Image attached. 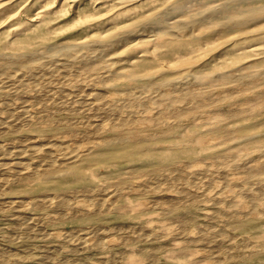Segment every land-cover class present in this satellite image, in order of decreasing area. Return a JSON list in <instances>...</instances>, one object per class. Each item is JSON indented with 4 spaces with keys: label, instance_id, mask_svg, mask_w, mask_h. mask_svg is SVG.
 <instances>
[{
    "label": "bare ground",
    "instance_id": "6f19581e",
    "mask_svg": "<svg viewBox=\"0 0 264 264\" xmlns=\"http://www.w3.org/2000/svg\"><path fill=\"white\" fill-rule=\"evenodd\" d=\"M17 1L19 0H0V133L3 131V134L8 135L5 140L7 141L8 145H10V147H7L8 145L3 144L0 141V189L4 188L8 184L13 183L14 186L17 185L15 190L21 188V194H32L42 190H66L67 188L73 187L71 185H81L86 190L94 193L96 191V188L98 187H96L95 184L97 183L96 181L100 179V169L98 167L101 165L102 168L106 167V169L109 170L110 173L115 171V166L120 165V168L124 169L128 174L131 173L130 170H132L133 168L131 166L132 164L151 166V169L148 170L149 173H154L158 176H161L163 179H165L166 182L169 180L173 183L174 181L175 184L182 185L183 187H187L190 183L192 184V180L200 178L201 173L204 175L208 171H210L211 168L213 170L216 169V167H212L214 163L218 164V167H220V165L222 164V160H228L230 162V166L229 168L228 166L225 168L224 164H222L224 168L221 170L220 168L222 167H220L219 171H222V175L225 174L224 176L227 175L228 177H230L232 183H235V185L240 184V178L237 177L240 174L237 172H233L232 168L234 166L235 168H237L240 165H245V169H247L249 176L251 175L250 177L248 176L246 178L255 177L256 175L260 176V174L264 173L263 163L262 166L261 163H259V165L261 166L260 169H258L257 167V162L252 163L254 158H262L264 156V0H148L150 6L147 7V9H145L144 11L138 10L136 7H134L133 4L134 2H136V0H105V2L102 3L108 4L107 10H110V12L106 17L107 22H105V24H103L104 27L101 28L102 35L99 37L85 36L76 41H67L66 38L54 39L55 35L60 32L61 27H58L56 24L51 25L50 22L53 15L63 10V7L58 8L60 5L57 6L59 0H23V4L25 7H23L24 10H20L22 12H20L19 14V11L13 14L14 3H16ZM78 7L79 6H77L76 9L74 8L75 11H73V15L78 16ZM91 16H93V13L85 14L86 18H89ZM78 18L80 20L82 16H79ZM34 20L38 21L36 26H34V24H29V22H32ZM2 30L5 31L1 32ZM137 53L143 54L136 55ZM30 93L32 94L29 95ZM15 97H22V99L25 97L27 99L24 98L25 100H22L20 98L21 100L18 102L17 100L19 99H16ZM245 101H249V104L251 105H249L248 108H240L241 103ZM38 104H43V107L38 106ZM65 104L66 107L69 104L71 110L73 109V111L81 109V113L82 108L94 109L93 107H95L96 110H99L97 114L102 111L104 114L108 115L109 118L110 116L115 114L119 110V108H135V112L136 114L138 112L139 116H136L132 119L129 118L131 122H129L128 118L127 120L126 118L121 117L110 120L112 121V128L123 129L127 126H131L132 128H130V134L131 136L136 138L137 142L144 141L146 138L159 140V142H161L160 139L163 138H173V141L170 142L169 146H162V144H164L162 142L160 146L155 144L140 145L137 143L125 145V143L123 142L124 137L118 136L120 133L117 135L118 137L116 136L111 139H107V137L104 138L102 136L103 130L105 128L104 125L107 121L106 120L104 122L105 119L99 121L98 123L94 122L96 123L95 125H93L94 127L88 124L89 126L93 127V129L80 133L82 135V138L86 140H89L92 136L94 137V135L96 137L101 134L99 138L93 139L94 141H90L86 144H77L71 140H65L62 137V139L60 140L59 138L56 139L55 134H51L49 131H45L44 129H41L42 131L40 132L45 131L47 133L30 136L23 134L22 129L25 126L28 125L30 127H34L33 123H35L36 121L34 120L35 122H33V118L39 116L40 114L43 115V113L46 115L48 114L46 112L50 111L51 109H56ZM37 106L39 107V109L43 108L42 111L39 110ZM130 108L127 110L129 111ZM223 109H226V111H223V113L225 112V120H222L223 118L219 119L222 117L221 115H223L221 113V110ZM69 110L70 109H67L66 111L69 112ZM209 110L218 111L219 114L221 113V115L217 113L219 115V118L215 116V119L213 117H208L206 115L207 113L211 112ZM85 111L87 110H84L83 112ZM59 113H62V111ZM103 113L99 116L103 115ZM49 115L51 116V113ZM258 116H262V118H254ZM243 117H250L251 119H254H252L251 123L241 127H237L238 125H240L239 123H237L238 125L236 126H230L229 123L225 122L236 119L238 120ZM171 119H173L174 121H171ZM61 121L62 119L56 118V122ZM95 121L98 120L96 119ZM177 123H180L182 125L180 127L176 126ZM106 125L108 126V124ZM68 127H70V125ZM46 128L47 127H45V129ZM205 128L209 129L211 132H216V136H208L203 130ZM251 128H259V130H255V132L249 134L241 133L242 130ZM14 132H20V136H11V134H13ZM225 143H231V145H233L234 147L238 146L239 150L235 148L238 150H236V153L227 154L223 152L224 155H220L217 153V151H214L216 145L220 146L221 144ZM179 147H181L180 150H178ZM160 150H167V152H160ZM9 155H11V157H15L14 160L9 163H6V160L5 162H3L2 159L4 160ZM27 156L32 157L29 162L25 161V157ZM9 159L11 160V158ZM182 159L194 161H197L195 159H201V161L202 159H213L215 161L212 160V162H214L212 164L210 162L206 163L205 160V170H203V168V171L201 170L199 172L195 167L189 171V164V166L187 165L186 167L187 169H185L184 167H180V164L178 163ZM197 162L199 163V161ZM227 162H225L226 165ZM125 163L129 164L130 166H124ZM64 164L67 165L63 166ZM194 169H196L197 171ZM229 169L232 171H230ZM241 169L245 171L244 168ZM217 170L218 169H216V173ZM217 174L219 175L220 173ZM203 175L202 178H204ZM27 177L36 178L34 186H28V181H26ZM126 178L125 180H127ZM204 179H206V177ZM101 183L103 184L106 182ZM263 183L264 180L262 183L260 182L262 186H264ZM91 184H93V186ZM169 184H171V182ZM257 184L260 185L259 183ZM159 185L161 186L162 183ZM170 187H168V189ZM236 187H238V185ZM255 187L254 189L250 186L249 188L247 187L248 189H238L240 192H236V189L234 188L235 191H233L232 189L231 192L233 191L232 194L237 199L239 197L238 193H241L243 190H245V193H248L250 197L248 206L250 205V210L252 209V211H254L253 209H256L258 207L264 208V192L262 193V191H264L262 188L264 187L261 188L260 186V189L262 190L261 192H259L260 189L258 187L257 189L259 190H255ZM179 190L177 188L176 192H179ZM187 190L186 192L184 190V192L177 193L176 195L177 198H179L178 201H181L183 205H189V202L193 203V197H191L190 193H188ZM97 191L99 192V189ZM80 192H82V190ZM172 192H175V190L173 189ZM176 192L174 194H176ZM228 192H230V190ZM223 193L224 192H222L221 194H217H220L219 196H223ZM178 194L181 195L178 197ZM217 194L215 195L217 196ZM219 196L216 197L217 200L220 198ZM38 197L39 196H37V198ZM129 197H125L118 190H116V192L113 191L112 193L102 197L103 199L98 203L97 208L98 210L100 209V207L104 208V205H106L107 202H110L115 206V210L123 211V208H125V204L131 202L128 201ZM37 198H31V200H29L28 202H26L25 199H22L21 197L13 198L5 202V206L2 207L7 208V210L9 208L10 210L14 209L24 211H27L28 209H37L36 211H38V209L40 208L44 211L45 208H49L52 205H57V207L62 208H68L69 206H71V201H68L67 198H61L58 196L51 197V199L49 200ZM171 198L173 199V196ZM232 198H230V200ZM243 198L246 199V197ZM122 200L123 204H121ZM173 200L175 201V199ZM244 201V199L240 200L238 198L236 201V203L238 204L237 206L239 208L245 207L247 203ZM138 202L136 204H138ZM143 202L144 201H142V204L140 203L142 207L148 205H146V203L144 204ZM174 203L172 208L178 206L177 203H175V205ZM216 203L217 201H214V205L212 203V206H215ZM88 204L89 206H92L90 203ZM128 205L126 206V208H128ZM141 205H139V210H143L144 208H141ZM217 205L220 204L217 203ZM237 206H235V209H231L233 212L232 214H234V216L237 215V217L239 218L240 216L238 215H242V211L244 209L242 208V211L240 209H236ZM135 207L136 206H134V208L131 207V211H137ZM215 207L217 208V206ZM228 207L230 206L228 205ZM228 207L226 208L228 209ZM146 208L148 209V206ZM146 208L144 209L145 211L147 210ZM3 209L2 211H4ZM142 210L140 211L141 213ZM228 210L231 211L230 209ZM117 211L115 213H117ZM125 211H127V209ZM125 211H123V213ZM214 211L215 210L213 209V212ZM219 211L221 212V210ZM56 212H58V210ZM128 212H125V215ZM172 212L173 210L167 213L172 214ZM252 213L250 212V214L248 215H252ZM258 213H260V211ZM209 214H211L209 216L211 217L212 213H208V215ZM262 215H264L263 212ZM155 216H157V214ZM213 216H215V214ZM234 216H232V218L230 219L231 221H233ZM142 217L144 218V216ZM209 217H207V219ZM251 217L252 216H250V218ZM224 218L228 217H226L225 215ZM258 218L259 217H257V219ZM228 219L225 220V223L229 222ZM17 220L22 226L24 225L27 231H30L31 233L32 226L27 224L28 219L22 217L18 218ZM235 220H237V218ZM245 220H247V218H245ZM189 221L191 222V220H189L188 218V222ZM185 222L187 223V221ZM248 223L249 222L242 223L241 225H239V228L247 230L246 227L250 226V224ZM201 225L204 226V223H202ZM230 225L232 224H229V226ZM6 228L9 229L10 227L6 226ZM200 228L203 227L200 226ZM15 229L14 231H16ZM197 230L195 232H198ZM203 230L201 232L202 234L199 233L200 231L197 234H200L199 236H197L198 241L202 242L203 244H207V242L210 243V241L220 245L226 244L229 246L230 244L232 245L234 243L236 245V243H238L233 242L234 235L231 236L229 232H227L229 229L227 231H224V228L223 230H218L213 227V229L208 228L206 232H203ZM26 233L27 232H25V234ZM37 233L36 235H38ZM43 233L41 234V232H39L42 238L46 237L47 239L46 234ZM82 233H84V231ZM56 235L57 234H55V236ZM70 235V237H73L72 234ZM193 235L196 234H192V236ZM7 236L8 235H6V237ZM50 236H52L53 238V235ZM148 236L147 238H149ZM60 237L61 236L57 237L59 238L58 240L63 238ZM86 237L87 235H84L83 237L79 238L80 242L78 243L80 247H88L91 243H93L90 242L92 239L89 240V238L86 239ZM37 238L38 237H36V239ZM50 238L51 237H49L48 239ZM6 239L4 240L6 241ZM140 239L142 240L146 238L142 236L140 237ZM245 240L246 239H244V241ZM251 240L252 239H250V243ZM257 240L263 241V239H256V241ZM97 241V249H99L98 247H102L101 249H103V246L107 247L109 243H111H108V240L106 241L108 245L103 240L99 241L98 239ZM153 241H155V239ZM192 244L194 245V243ZM254 244L255 243H253V245ZM255 245L256 247H259V244ZM75 246L78 248V244H75ZM181 246L183 245L181 244ZM91 247H93V245ZM69 248L72 249L70 246ZM73 248L74 249L71 251H73V253L75 254H79V252L76 251L78 249L75 247ZM143 248L146 249V247ZM143 248L141 250H144ZM160 248L159 246H154L155 252H158ZM226 248L227 247H225V249ZM162 249L165 250L164 247ZM227 249L228 252L229 248ZM238 249L240 250V248ZM254 249L255 251L257 250V248ZM163 250L160 249L159 252ZM29 251L31 252V250ZM257 252L259 253V251ZM42 253H44V250ZM145 253L146 252L144 251V254ZM148 253L149 252L147 250V254ZM1 254L4 255L2 252L0 253V255ZM116 254L118 255V253ZM210 254L211 252L209 250L203 251L201 253L203 257H212V254L211 256ZM148 255L146 256L149 259L154 257V255H151V253ZM39 256H42V254ZM0 257L1 259L3 258L2 256ZM130 257L131 255L129 256V258ZM136 257L138 256H135V260H137ZM172 257H170V259ZM234 258L235 257H233V259ZM20 259L17 258V261H19ZM145 259L144 261L147 260V263L151 262V259L150 261H148V259ZM157 259H159V257ZM7 260L5 262H7ZM23 260L25 261L24 258ZM131 260L132 261H128H134L132 258ZM186 261L189 262V260ZM186 261L182 262V264H188ZM155 262L156 261H154V263ZM212 262L213 261H211L210 264Z\"/></svg>",
    "mask_w": 264,
    "mask_h": 264
},
{
    "label": "rangeland",
    "instance_id": "374dc122",
    "mask_svg": "<svg viewBox=\"0 0 264 264\" xmlns=\"http://www.w3.org/2000/svg\"><path fill=\"white\" fill-rule=\"evenodd\" d=\"M2 1V0H1ZM159 1H163V0H159ZM102 2H105V0H59V2L57 3V6H59L58 8H61L63 7V10L58 12L57 14L53 15L51 17V22L50 24L51 25H54L56 24L58 27L60 26L61 27V30L60 32L55 35V38H66L67 41H76V40H79L80 38L82 37H85V36H95V37H99L102 35V30L101 28L104 27L103 24H105V22H107V15L108 13L110 12V10H107V7H108V4H104ZM98 3V4H97ZM28 5V4H27ZM26 5V6H27ZM134 7H136L138 10H145L147 9V7L150 6V4L148 3V0H136V2H134ZM13 6V5H12ZM79 6V14L78 16L76 15H73V11H75L76 7ZM24 4H23V0H19L17 1L16 3H14V7H13V14H15L16 12H18V14L22 11L20 10H24ZM57 8V9H58ZM75 8V9H74ZM87 13H93V16L89 17V18H86L85 17V14ZM63 15V16H62ZM76 16V17H75ZM79 16H82V18L79 20ZM77 18V19H76ZM37 22L36 20L32 21V22H29V24H34V26L37 25ZM71 25V26H70ZM5 30H2L1 32H4ZM73 35V36H72ZM70 37V38H69ZM143 53H137L136 55H141ZM32 93H30L29 95H31ZM25 96H28V95H25ZM16 98V97H15ZM22 99V97H17L16 99H19L17 100L18 102ZM25 98V97H24ZM22 99V100H25V99ZM243 103V104H242ZM241 103V106L240 108H248L250 102L249 101H245V102H242ZM38 106H42L43 107V104H38ZM37 106V107H38ZM69 107V108H68ZM55 108V107H54ZM60 108V109H59ZM66 108V109H65ZM94 109H84L82 108V113H81V109H78V110H74L73 109L71 110V107L69 106V104L67 105L66 107V104L65 105H62L61 107H58L56 109H48L50 111L46 112L48 114H40L39 116L33 118V123L34 124V127H30V126H25L22 130L23 134H26V135H39V134H42V133H47L45 131H49L51 134H55V137L56 139L59 138L62 139L64 138L65 140H71L75 143H88L90 141H94L93 139H97L101 136V134L99 136H96L94 135V137L92 136L89 140L87 139H84L82 138V135L80 134L81 132H85V131H88V130H91L93 129V125H95L96 123H98L99 121H102L104 120V122H108L106 123L105 122V125H104V130H103V133H102V136L105 138L107 137V139H111V138H114L116 137L119 133L118 136H123L124 137V143L125 145H128V144H140V145H150V144H155V145H158L160 146L162 143V146L164 145H170V142L173 141V138H163V139H160V141L162 142H159V140H152L151 138H146L144 141H141V142H137L136 141V138H134L133 136H131L130 134V128H132L131 126H127L123 129H113L112 128V125H111V122L110 120H113L115 118H134L136 116H139V113L137 112L136 114V110L135 108H130V107H123V109L119 108V110L113 114L112 116H109L104 114L102 111H100L99 114H97L99 112V110H96L95 107H93ZM130 110L128 111L127 109ZM39 109V107H38ZM43 108H40L39 110L42 111ZM67 109H70L69 112L66 111ZM133 109V110H131ZM57 110V111H56ZM62 113H59L61 112ZM84 110H87L85 112H83ZM94 110V112H93ZM96 110V111H95ZM56 111V112H54ZM73 111V112H72ZM92 111V112H91ZM131 111V112H130ZM211 111L210 113H207L206 116L208 117H213L215 119V116H217L219 118V115H221V113L223 115H221L219 119H222V120H225V116H224V113L223 111H226V109L224 110H221L220 114L218 111H213V110H209ZM51 113V116L49 115ZM67 112V113H66ZM71 112V113H70ZM80 112V113H79ZM96 112V113H95ZM101 116H99L100 114H102ZM130 112V113H129ZM213 112V113H212ZM74 113H77V114H74ZM128 113V114H127ZM213 115H212V114ZM219 115H218V114ZM54 114V115H53ZM57 114V115H56ZM97 114V115H96ZM131 114V115H130ZM133 114V115H132ZM56 115V116H55ZM211 115V116H209ZM44 116V117H43ZM47 116V117H46ZM104 116V117H103ZM107 116V117H106ZM130 116V117H129ZM46 117V118H45ZM93 117V118H92ZM99 117V118H98ZM216 117V118H217ZM56 118H60L62 119V123L61 122H56ZM255 119H261L262 116H258V117H254ZM252 118V119H254ZM67 119H68V122H67ZM98 120V121H95V120ZM101 119V120H100ZM127 119V120H128ZM129 119V122H131V120ZM244 119V120H243ZM252 119L250 117H243V118H240V119H236V120H231V121H225L226 123H229L230 126H236L238 125L237 123H239L240 125H238L237 127H241V126H244L246 124H249L252 122ZM35 120V121H34ZM51 120V121H50ZM65 120V121H63ZM50 121V122H49ZM171 121H174L173 119H171ZM199 121V120H198ZM53 124H52V123ZM72 124H70V123ZM96 122V123H94ZM110 122V123H109ZM248 122V123H246ZM51 123V124H50ZM93 123V124H92ZM36 124V125H35ZM38 124V125H37ZM86 124V125H85ZM93 126H89V125ZM108 124V126L106 125ZM180 123H177L176 126H181L182 124ZM233 124V125H232ZM67 125V126H65ZM70 125V127H68ZM37 126H40V127H37ZM42 127V128H41ZM45 127H47L45 129ZM33 128V129H31ZM66 128V129H65ZM69 128V129H68ZM72 128V130H71ZM109 128V129H108ZM27 129V130H25ZM30 132H29V130ZM44 129L45 131L43 132H40ZM76 129V130H75ZM78 129V130H77ZM107 132H106V131ZM118 130V131H117ZM205 131V133L208 135V136H216V132H211L209 129L205 128L203 129ZM208 130V131H207ZM255 130H259V128H251V129H247V130H242L241 133L243 134H249V133H252V132H255ZM25 131V132H24ZM72 131V133H71ZM77 131V132H75ZM124 131V132H123ZM250 131V132H248ZM3 132V131H2ZM0 133V141L3 143V144H6L8 145L7 141L5 140V138L8 137V135H5L3 133ZM21 132V133H22ZM68 132V133H67ZM79 132V134H78ZM116 132V133H115ZM77 133V134H76ZM210 133V134H209ZM3 134V135H2ZM11 136H20V132H14L13 134H11ZM117 136V137H118ZM211 136V137H212ZM62 137V138H61ZM70 137V138H69ZM109 137V138H108ZM128 140V141H127ZM163 140V141H162ZM132 141V142H131ZM134 141V142H133ZM221 146V147H220ZM216 145V147L214 148V151H217L218 154L220 155H224L223 152L225 153H236L239 148L238 146L234 147L233 145H231V143H225V144H221V145ZM231 146V147H230ZM7 147H10V145H8ZM230 148V149H229ZM237 148V149H235ZM178 149V148H177ZM175 149V150H177ZM181 147H179L178 150H180ZM227 149V150H226ZM235 149V150H234ZM227 152H226V151ZM237 150V151H236ZM160 152H164L166 153L167 150H160ZM222 153V154H221ZM226 155V154H225ZM8 158V159H7ZM11 158V160L9 159ZM15 157H11V155L7 156L4 160L2 159L3 162H5V160L7 161L6 163H9L11 161L14 160ZM27 159V160H26ZM32 159V157L30 156H27L25 157V161L26 162H29L30 160ZM257 159V160H256ZM10 160V161H9ZM197 161H199V163L197 161H194V160H188V159H182L180 160V162L178 164H180V167H184L185 169H187V165L189 164L190 165V168L188 167V170H192L194 167L200 172L204 167H205V164L207 162H210V163H214L212 162L211 159H202V161L204 162V165H203V162L201 161V159H195ZM211 160V161H210ZM215 161V160H213ZM225 160H222V164H224L225 168L228 166H230V162L228 163L227 161V165L226 163L224 162ZM190 162V163H189ZM196 162V163H195ZM257 162V167L258 169L261 168L262 166V163L264 164V156L262 158H254L253 162L252 163H255ZM259 163H261V166L259 165ZM196 164V165H195ZM220 165V167H218V164H213V168L216 167L217 170V173H220L219 175L216 173V169H212V172L211 170L208 171L206 174H202L200 175V178L198 179H194L192 180V184L190 183L187 187H188V190H187V187H183L182 185H179V184H175V182L173 181H165V179H163L161 176H158L154 173H149L148 170L151 169V166H146V165H139V164H132L131 166L133 167L130 174H128L124 169L120 168V165L119 166H115V171L114 172H109V170L106 169V167H103L102 168V165L99 166L98 168L100 169L99 170V173H100V176H99V180H97L95 186L97 187L96 188V191L99 189V192L95 191L94 193L93 192H90L89 190H86L83 186L81 185H71L73 187H70V188H67L66 190H59V191H56V190H42V191H38L36 193H23L21 194V188H18V190L16 188L17 185L14 186L13 183L11 184H8L6 185L4 188L0 189V253L2 252L4 255H0L2 256L3 258L1 259L0 261V264H135V263H138V264H146L147 263V260L150 261L151 259V262L147 263V264H171V263H174V264H182V262H185L186 260H189L186 261L188 264H210L211 261H213L211 264H262L264 263V237H261V236H264V215H262V212L264 214V208L263 207H258L256 209H253L254 211H252V209L250 210V205L248 206L249 204V201H250V197L248 195V193H245V190H243L241 193H238L239 194V199L240 200H245L244 202H246V206L245 207H241L239 208L236 203L237 199L233 196L232 192L235 191L236 189V192H238L239 190L238 189H248L249 186L251 188L254 189L255 187V190H259L260 189V186L261 188L264 187L260 184V182L262 183L263 180H264V173L260 174L259 175H256V179L255 177H251V178H246L249 176V173L247 171V169H245V165H240L239 167L235 168V166L232 168L233 169V172H237L239 173L240 175H238L237 177L240 178V184H237L238 187H236L237 185H235V183H232L230 177H228L227 175L224 176L222 175L223 173H221L219 170L223 169L224 166L223 165ZM67 164H64L63 166H65ZM185 165V166H184ZM188 165V166H189ZM200 165V166H199ZM216 165V166H214ZM124 166H130L129 164L125 163ZM232 166V165H231ZM248 166V165H247ZM119 169H118V168ZM123 167V165H122ZM192 167V168H191ZM201 169H200V168ZM199 168V169H198ZM220 168V169H219ZM241 168H244L245 171H243V169ZM247 168V167H246ZM117 169V171H116ZM194 169V170H196ZM210 169V168H209ZM236 169V170H235ZM239 169V170H237ZM257 169V170H258ZM121 172H120V171ZM196 170V171H197ZM205 170V168L203 169ZM202 170V171H203ZM230 170V169H229ZM228 171V169H227ZM232 171V170H230ZM247 171V172H246ZM255 171V170H254ZM105 172V173H104ZM125 172V173H124ZM133 172V173H132ZM211 172V173H210ZM108 173V174H107ZM122 173V174H121ZM248 173V174H247ZM106 174V175H105ZM114 174V175H112ZM117 174V175H116ZM136 174V175H135ZM208 174V175H207ZM210 174V175H209ZM212 174V175H211ZM259 174V173H258ZM102 175V177H101ZM121 175V176H120ZM123 175V176H122ZM129 175V176H128ZM202 175L204 176V178L206 177V179L202 178ZM206 175V176H205ZM222 175V177H221ZM105 176V177H104ZM111 176V177H110ZM116 176V177H115ZM132 176V177H131ZM157 176V177H156ZM251 176V175H250ZM249 176V177H250ZM263 178H262V177ZM108 177V178H107ZM127 177V178H126ZM154 177V178H153ZM156 177V178H155ZM160 177V178H159ZM210 177V178H209ZM224 177V178H223ZM226 177V178H225ZM261 177V178H260ZM110 178V179H109ZM124 178V179H122ZM125 178L127 180H125ZM131 178V179H130ZM31 179V180H30ZM122 179V180H121ZM157 179V180H156ZM161 179V180H159ZM202 179V180H201ZM204 179V180H203ZM252 179V180H251ZM113 180V181H112ZM119 180V181H118ZM152 180V181H151ZM199 180V181H198ZM248 180V181H247ZM250 180V181H249ZM26 181H28V186H34V183L36 181V178L35 177H27L26 178ZM32 181V183H31ZM139 181V182H138ZM150 181V182H149ZM196 181V182H195ZM245 181V182H244ZM101 182H106V183H101ZM108 182V183H107ZM171 182V184H169ZM194 182V183H193ZM221 182V183H220ZM226 182V183H225ZM242 182V183H241ZM244 182V183H243ZM31 183V185H30ZM124 183V184H123ZM128 183V184H127ZM148 183V184H147ZM157 183V184H156ZM162 185L160 186L159 184ZM200 183V184H199ZM225 183V185H224ZM250 183V184H249ZM253 183V184H251ZM257 183H259L260 185H258ZM106 184V185H105ZM151 184V185H149ZM175 184V185H174ZM242 184V185H241ZM247 184V185H246ZM257 184V185H256ZM264 184V183H263ZM93 186V184H91ZM103 185V186H102ZM131 185V186H130ZM153 185V187H152ZM165 185V186H164ZM168 185V186H167ZM173 185V186H172ZM178 187H177V186ZM193 185V186H192ZM218 185V186H217ZM227 185V186H226ZM246 185V186H245ZM253 187H252V186ZM107 186V187H105ZM156 186V187H154ZM171 186V187H170ZM191 186V187H190ZM226 186V187H225ZM235 186V187H234ZM244 186V187H243ZM11 187V188H10ZM145 187V188H144ZM168 187H170L168 189ZM175 190V192L177 191V188L178 190H187L188 193H190L191 197H193V203L192 202H189L190 204H185L183 205L181 203V201H178L179 198H177V193H182L184 192L183 191H180L179 192H176V194H174L175 192H172L173 189ZM183 187V189H182ZM229 187V188H228ZM248 187V188H247ZM257 187L259 189H257ZM7 188V189H6ZM101 188V189H100ZM110 188V189H109ZM130 188V189H129ZM136 188V189H135ZM167 188V190H166ZM218 188V190H217ZM225 188V189H224ZM231 188V189H230ZM235 188V189H234ZM80 189V190H79ZM103 189V191H102ZM134 189V190H133ZM142 191H141V190ZM144 189V191H143ZM152 189V190H150ZM156 189V190H155ZM161 189V190H160ZM171 189V190H170ZM233 189V191L231 192V190ZM264 190V188H262ZM75 190V191H74ZM82 190V192H80ZM116 190H118L119 192H121L125 197H129L128 198V201L130 203H126L125 204V208L126 206L128 205V208L130 209L131 207L134 209V211H129L128 208L127 211H125L126 209L123 208V211L125 212H128L126 215H125V212L123 213V211H121L123 213V216H122V213L120 211H117L114 209V205L110 202H107L106 205H104L105 207H100V211L98 210L97 208V205L98 203L103 199L102 197L112 193L113 191L116 192ZM155 190V191H154ZM159 192H158V191ZM209 190V191H208ZM214 190V191H213ZM216 190V191H215ZM230 190V192H228ZM17 191V193H16ZM74 191V192H73ZM102 191V192H101ZM112 191V192H111ZM151 191V192H150ZM155 193H154V192ZM164 191V193H163ZM169 191V192H168ZM262 190L260 189L259 192H261ZM125 192V193H124ZM134 192V193H133ZM146 192V193H145ZM158 192V193H157ZM172 194H171V193ZM193 192V193H192ZM205 192V193H204ZM207 192V193H206ZM213 192V193H212ZM222 192H224L226 194L223 193V196H219ZM240 192V191H239ZM264 191H262L263 193ZM19 193V194H18ZM43 193V194H42ZM100 193V194H99ZM129 193V194H128ZM145 193V194H144ZM217 193H220V194H217ZM18 194V195H17ZM29 194V195H28ZM197 194V196H196ZM200 194V195H199ZM205 194V195H204ZM217 194V196H219L220 198L217 200V196L215 195ZM230 194V195H228ZM244 195V196H241V195ZM247 194V196H246ZM181 194H178V197L180 196ZM197 197H195V196ZM203 195V196H202ZM215 195V196H214ZM232 195V196H231ZM23 196V197H22ZM37 196H39L37 198ZM61 197V198H67L68 201H71L70 202V205L68 208L67 207H57V205H52L51 207H47L44 209V211L42 209H38V211H36L37 209H28L27 211L25 210H14V209H9L7 210V208L5 207H2V206H5L4 203L13 199V198H17V197H21L22 199H25L26 202H28L29 200L32 199H46V200H49L51 199V197ZM73 196V197H71ZM173 196V199H175V201L171 198ZM225 196V197H224ZM229 196V197H228ZM3 197V198H2ZM31 197V198H30ZM36 197V198H35ZM44 197V198H43ZM50 197V198H49ZM94 197V199H93ZM170 197V198H169ZM199 197V198H198ZM223 200H222V198ZM233 197V198H232ZM243 197H246L241 199ZM78 198V199H77ZM81 198V199H80ZM85 198V199H84ZM140 198V199H139ZM203 198V199H202ZM213 198V199H212ZM216 198V199H214ZM227 198V199H226ZM230 198L232 199L230 200ZM249 198V199H248ZM107 199V198H106ZM168 199V200H167ZM197 199V200H196ZM226 199V200H225ZM90 200V202H89ZM134 200V201H133ZM167 200V201H166ZM200 200V202H199ZM222 200V201H221ZM225 200V202H224ZM109 201V200H108ZM139 201V202H138ZM141 201V202H140ZM142 201H144L143 203L148 206V209L146 208L147 206H143L142 207ZM156 201V202H155ZM177 201V202H176ZM197 203H196V202ZM209 201V202H208ZM214 201H217L218 204L220 205H216L217 208L215 206H212V203L214 205ZM221 201V202H220ZM248 201V202H247ZM2 202V203H1ZM79 202V203H78ZM97 202V203H96ZM133 202V203H132ZM138 202V204H136ZM148 202V203H147ZM172 202V203H171ZM177 203L178 206L175 207V208H172L173 206V203ZM231 202V203H229ZM82 205H81V204ZM85 203V204H84ZM90 203L92 206H89ZM94 203V204H93ZM96 203V204H95ZM141 203V204H140ZM157 203V204H156ZM170 203V204H168ZM174 203V205H175ZM197 206H196V204ZM228 203V204H227ZM74 204V205H73ZM87 204V205H86ZM121 204H123V200L121 201ZM135 204V205H134ZM162 204V205H161ZM167 204V205H166ZM172 204V205H171ZM176 204V205H177ZM139 205H141V208H143V210L146 208L147 210L143 211L142 209L139 210ZM150 205V206H149ZM153 205V206H152ZM157 205V206H156ZM160 205V206H158ZM170 205V206H169ZM183 205V206H182ZM228 205L230 207H228ZM77 206V207H76ZM95 206V207H94ZM124 206V205H123ZM162 206V207H161ZM180 206V207H179ZM195 206V207H194ZM228 207V209H230L231 211H229L226 207ZM235 206H237L236 209H240L242 211V208L245 210H243V214L241 215H238L241 217L238 218L237 215L234 216V214H232V209H235ZM92 207V208H91ZM99 207V206H98ZM153 207V208H152ZM170 209H168V208ZM179 207V208H178ZM211 207V208H210ZM213 207V208H212ZM221 207V209H220ZM227 209H224V208ZM234 207V208H233ZM4 208V209H3ZM51 208V210H50ZM75 208V209H74ZM78 208V209H77ZM103 208V209H102ZM167 208V209H166ZM232 208V209H231ZM2 209L4 211H2ZM87 209V210H86ZM91 209V210H90ZM111 209H114V210H111ZM154 209V210H153ZM172 214L171 213H167V212H171L172 210ZM177 209V210H176ZM213 209L215 210L213 212ZM46 210V211H45ZM55 210V211H54ZM58 210V212H56ZM64 210V212H63ZM70 210V211H69ZM85 210V211H83ZM106 210V211H104ZM142 210V213L140 212ZM149 210V211H148ZM168 210V211H167ZM212 210V211H211ZM217 210V211H216ZM221 210V212L219 211ZM250 210V211H249ZM12 213H11V212ZM21 211V212H20ZM97 211V212H96ZM99 211V212H98ZM117 211V213H115ZM167 211V212H166ZM195 211V212H194ZM223 211V212H222ZM226 213H225V212ZM248 211V212H247ZM260 211V213H258ZM15 212V213H14ZM134 212V213H133ZM136 212V213H135ZM140 214H139V213ZM166 212V213H165ZM230 212V213H228ZM247 212V213H246ZM250 212L252 213V215H248L250 214ZM8 213V214H7ZM14 213V214H13ZM19 213V214H18ZM46 213V214H45ZM77 213V214H76ZM86 213V214H85ZM144 213V214H143ZM208 213H212V216L215 214V216H211L209 217L211 214L208 215ZM228 213V214H227ZM12 214V215H11ZM105 214V215H104ZM120 214V215H119ZM157 214V216H155ZM226 217L228 218H224L225 215ZM247 214V215H246ZM21 215V216H20ZM45 215V216H44ZM129 215V216H127ZM134 215V216H133ZM195 215V216H193ZM219 215V216H217ZM224 217H223V216ZM228 215H231V216H228ZM7 216V217H5ZM36 216V217H35ZM43 216V217H42ZM47 216V217H46ZM119 216V217H118ZM125 216V217H124ZM138 216V217H137ZM144 216V218L142 217ZM184 216V217H183ZM232 216H234L233 218V221H231L230 219L232 218ZM249 216V218H248ZM250 216H252L250 218ZM263 216V217H262ZM9 217V218H8ZM26 218L28 219V222L27 224L31 225V233L30 231H27L24 227V225L22 226L19 221L17 220L18 218ZM28 217V218H27ZM39 217V218H38ZM122 217V218H121ZM132 217V218H131ZM135 217V218H134ZM151 217V218H150ZM186 217V218H185ZM200 217V218H199ZM207 217L209 218L207 219ZM217 219H216V218ZM255 217V218H254ZM257 217H259L257 219ZM262 217V218H261ZM37 218V219H36ZM54 218V219H53ZM188 218L189 220H191L190 224L188 222ZM193 220H192V219ZM202 218V219H201ZM205 218V219H204ZM220 218V219H219ZM237 218V220H235ZM245 218H247V220H245ZM115 219V220H114ZM136 221H135V220ZM143 221H141V220ZM195 219V220H194ZM198 219V220H197ZM201 219V220H200ZM204 219V220H203ZM229 222L225 223L227 220ZM240 221H239V220ZM244 219V220H243ZM255 219V220H254ZM261 219V220H260ZM13 220V221H12ZM208 220V221H207ZM31 221V222H30ZM187 221V223L185 222ZM193 221V222H192ZM200 221V222H199ZM203 221H206V222H203ZM185 222V223H183ZM246 222H249L248 224H250V226H247V230H244V229H241L239 228V225H241L242 223H246ZM18 223V224H17ZM32 223V224H31ZM202 223H204V226L201 225ZM207 223V224H206ZM226 225H224V224ZM256 223V224H254ZM162 226H161V225ZM200 224V225H199ZM228 224V225H227ZM229 224H232L229 226ZM235 224V225H234ZM16 225V226H15ZM143 225V226H142ZM2 226V227H1ZM7 227H10L9 230ZM12 226V227H11ZM28 226V225H27ZM140 226V228H139ZM173 226V227H172ZM194 226V227H193ZM203 227V228H200ZM216 226V227H215ZM218 226V228H217ZM227 226V227H226ZM233 230H231L229 227ZM20 227V228H19ZM153 227V228H152ZM170 227V228H169ZM183 227V228H182ZM189 227V228H188ZM191 227V228H190ZM197 227V228H196ZM199 227V228H198ZM216 228L218 230H223V228L225 229L224 231H228L229 234L231 236H233L234 240H237V241H234L233 242H238L236 243V245L233 243L232 245L230 244L229 245H220V244H217V243H214V242H207V244H203L202 242L198 241V237L199 233L202 232L203 229V232H206L209 229H213ZM13 228V229H12ZM16 228V229H15ZM117 228V229H116ZM125 228V229H124ZM135 228V229H134ZM220 228V229H219ZM237 228V229H236ZM249 228V229H248ZM14 229L16 231H14ZM33 229V230H32ZM37 229V230H36ZM41 229V230H40ZM43 229V230H42ZM83 229V230H82ZM87 231H86V230ZM140 229V230H139ZM182 229V230H180ZM185 229V230H184ZM189 231H188V230ZM195 229V230H194ZM199 229V230H197ZM201 229V230H200ZM21 234H20V232ZM25 230V231H24ZM35 230V231H34ZM94 230V231H93ZM105 230V231H104ZM112 230V231H111ZM115 230V231H113ZM122 230V231H121ZM124 230V231H123ZM128 230V231H127ZM131 230V231H130ZM133 230V231H132ZM176 232H174V231ZM184 230V231H183ZM198 231V232H195V231ZM235 230V231H234ZM84 231V233H82ZM111 231V232H110ZM127 231V232H126ZM136 231V232H135ZM187 231V232H185ZM10 232V233H9ZM12 232V233H11ZM25 232H27L25 234ZM38 232V233H37ZM39 232H41V234L44 232L47 236V239L46 237L42 238L41 234H39ZM63 232V233H62ZM77 232V234H76ZM86 232V233H85ZM89 232V233H88ZM99 232V233H98ZM104 232V233H103ZM107 232V234H106ZM174 232V233H173ZM181 232V233H180ZM184 234H183V233ZM190 232V234H189ZM192 232V233H191ZM194 232V233H193ZM257 234H255V233ZM36 233L39 235H36ZM43 233V234H44ZM67 233V234H66ZM102 233V234H101ZM135 233V234H134ZM173 233V234H172ZM259 233V234H258ZM8 235L6 237V235ZM10 234V235H9ZM16 236H15V235ZM23 234V235H22ZM33 236H32V235ZM55 234H59L58 236H61L63 237L62 239L58 240L59 238H57L58 236ZM72 234L73 237H70ZM96 234V235H95ZM143 234V235H142ZM158 234V235H157ZM168 234V236H167ZM175 234V235H174ZM180 234V236H179ZM189 236H187V235ZM192 234H196V235H193ZM202 234V233H201ZM5 235V236H3ZM15 237H13V236ZM18 235V236H17ZM26 235V236H25ZM50 235H53V238L52 236ZM75 235V236H74ZM84 235H87L86 239L89 238V240H91L90 242H95L94 244L91 243L88 247H80L79 243V238L80 237H83ZM144 237L146 239H140V237ZM149 235V236H148ZM156 235V236H155ZM165 235V237H164ZM177 235V236H176ZM182 235V236H181ZM239 235V236H238ZM252 235V236H251ZM261 235V236H260ZM2 236V237H1ZM10 236H11V240H10ZM21 236V237H20ZM23 236V237H22ZM28 236V237H27ZM65 236V237H64ZM138 238H137V237ZM147 236L149 238H147ZM154 236V237H153ZM160 236V237H159ZM193 239H192V237ZM196 236V237H194ZM237 236V237H236ZM248 236V237H246ZM257 236V237H256ZM260 236V237H258ZM6 237V238H4ZM19 237V238H18ZM36 237H38L36 239ZM49 237H51L50 239H48ZM60 237V238H61ZM121 239H120V238ZM151 237V238H150ZM157 237V239H156ZM160 239H159V238ZM175 237V238H174ZM236 237V238H235ZM246 237V238H244ZM251 237V238H249ZM255 237V238H254ZM3 238V239H2ZM17 238V239H16ZM55 238V239H54ZM77 238V239H76ZM123 238V239H122ZM126 238V239H125ZM129 238V239H128ZM178 238V239H177ZM187 238V239H186ZM248 238V239H247ZM6 239V241L4 240ZM16 239V241H15ZM25 239V240H23ZM40 239V240H39ZM67 239V240H66ZM70 239V240H69ZM99 241L103 240L105 241V243H107L106 241L108 240V243H107V247L106 246H103L104 248L101 249L100 247H98L99 249H97V246L96 244L98 243V240ZM126 241H125V240ZM155 239V241H153ZM166 239H169V240H166ZM192 239V240H191ZM244 239H246L244 241ZM250 239L251 240V243H250ZM256 239H263L262 240H257ZM3 240V241H2ZM9 242H8V241ZM19 240V241H18ZM58 240V241H57ZM66 240V241H65ZM78 240V241H76ZM118 240V241H117ZM131 240V241H130ZM166 240V241H165ZM197 240V241H196ZM248 240V241H247ZM12 241V242H11ZM62 241V242H61ZM114 244H113V242ZM241 241V242H240ZM255 241V242H254ZM58 242V244H57ZM76 242V243H75ZM97 242V243H96ZM116 242V243H115ZM119 242V243H118ZM135 242V243H134ZM189 242V243H188ZM199 242V243H198ZM249 242V244H248ZM194 243V245L192 244ZM253 243L255 244H259V247L256 245L254 246ZM263 243V245H262ZM53 244V245H52ZM75 244H78V248L75 246ZM159 246V248L161 250H163L162 248L164 247L165 250L163 251H160L158 250V252H155L154 250V246L155 247H158L157 245ZM177 244V245H176ZM181 244L183 246H181ZM192 244V245H191ZM245 244V245H244ZM252 244V246H251ZM262 247H261V245ZM93 245V247H91ZM170 245V246H169ZM180 245V246H179ZM191 245V246H190ZM216 245V246H215ZM241 245V246H240ZM69 246L72 248L70 249ZM115 246V247H114ZM178 246V247H177ZM187 246V247H186ZM240 246V247H239ZM247 246H250V247H247ZM77 248L78 250H76L78 253H73V250L74 248ZM112 247V248H110ZM143 247H146L143 248ZM150 249H149V248ZM225 247L229 248V251L227 252V248L225 249ZM237 249H236V248ZM243 250H242V248ZM257 248V250L255 251L254 248ZM5 248V249H3ZM19 250H18V249ZM87 248H92L91 250L90 249H86ZM107 248V249H106ZM134 248V249H133ZM139 248V249H138ZM144 249V250H141V249ZM148 248V249H147ZM153 248V249H152ZM234 249V250H231V249ZM240 248V250L238 249ZM253 248V250H252ZM2 249V250H1ZM41 249V250H40ZM44 250V253L43 250ZM61 249V250H59ZM82 249V250H81ZM97 249V250H96ZM112 249V250H111ZM225 249V250H224ZM248 249V250H247ZM7 250V251H6ZM13 250V251H12ZM17 250V251H16ZM21 250V251H20ZM25 252H24V251ZM31 250V252L29 251ZM63 250V251H62ZM68 250V251H67ZM124 250V251H123ZM147 250H148V254L151 253V255H154V257L152 258H148L146 255L147 254ZM154 250V251H153ZM210 251L211 254H212V257H203V255H201V253L203 251ZM222 250V251H221ZM239 250V251H238ZM252 250V251H251ZM17 253H16V252ZM27 251V252H26ZM80 251H81V256H80ZM139 251H142V252H139ZM144 251L146 252L144 254ZM152 251V252H150ZM220 251V252H219ZM225 251V252H223ZM237 251V252H236ZM244 251V252H243ZM259 251V253L257 252ZM6 252V253H5ZM8 252V253H7ZM15 252V253H14ZM20 252V253H19ZM30 254H29V253ZM83 252V253H82ZM112 252V253H111ZM121 252V253H120ZM138 252V253H137ZM230 252V253H229ZM233 252V253H231ZM250 252V253H249ZM255 252V253H254ZM34 253V254H33ZM39 253V254H38ZM72 253V254H71ZM116 253H118V256ZM120 253V254H119ZM141 253V255H140ZM228 253V255H227ZM22 254V255H21ZM42 256H39L41 255ZM76 256H75V255ZM114 257H113V255ZM116 254V255H115ZM124 254V255H123ZM170 254V255H169ZM172 254V255H171ZM174 254V255H173ZM210 254V256H211ZM216 256H214V255ZM235 256H234V255ZM241 254V255H240ZM14 255V256H13ZM19 255V256H18ZM46 257H45V256ZM127 255V256H126ZM131 255V257L129 258V256ZM145 255V256H144ZM201 255V256H200ZM225 255V256H224ZM227 255V256H226ZM258 255V256H257ZM12 256V257H11ZM24 256V257H23ZM34 256V257H33ZM38 258H37V257ZM133 256V257H132ZM135 256H138L136 257L137 260H135ZM149 256V255H148ZM172 257L170 259V257ZM177 256V257H175ZM231 256V257H229ZM250 256V257H249ZM5 257V259H4ZM44 257V258H43ZM78 257V258H77ZM146 259H145V258ZM159 257V259H157ZM169 257V259H168ZM193 257V258H192ZM215 257V258H214ZM233 257H235L233 259ZM252 257V258H251ZM8 258V260H7ZM16 258V259H15ZM17 258L20 259L19 261H17ZM23 258L25 259V261L23 260ZM55 258V259H54ZM131 258L134 260L133 262H130L132 261ZM139 258V259H138ZM155 258V259H153ZM178 258V259H177ZM213 258V259H211ZM230 258V259H229ZM241 258V259H240ZM243 258V259H242ZM258 258V259H257ZM14 259V260H12ZM39 259H42V260H39ZM44 259V260H43ZM63 259V260H62ZM141 259V260H140ZM143 259V260H142ZM144 259L146 261H144ZM153 259V260H152ZM207 259V260H206ZM215 259V260H214ZM222 259V260H221ZM233 259V260H232ZM238 259V260H237ZM254 259V260H253ZM4 260V261H2ZM7 260V262H5ZM10 260V261H9ZM23 260V261H22ZM39 260V261H38ZM108 260V261H107ZM130 260V261H127ZM211 260V261H210ZM218 260V261H217ZM96 261V262H95ZM137 261V262H136ZM153 261V262H152ZM154 261H156L154 263ZM160 261V262H159ZM220 261V262H219ZM5 262V263H4ZM10 262V263H9ZM15 262V263H14ZM135 262V263H134ZM146 262V263H145ZM216 262V263H215ZM219 262V263H218Z\"/></svg>",
    "mask_w": 264,
    "mask_h": 264
}]
</instances>
